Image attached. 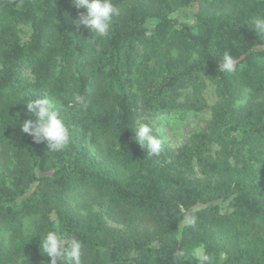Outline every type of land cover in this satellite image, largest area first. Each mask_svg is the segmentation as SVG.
I'll return each instance as SVG.
<instances>
[{
	"label": "trees",
	"instance_id": "1",
	"mask_svg": "<svg viewBox=\"0 0 264 264\" xmlns=\"http://www.w3.org/2000/svg\"><path fill=\"white\" fill-rule=\"evenodd\" d=\"M113 3L109 36L92 39L75 27L84 10L72 0H0V264H49L39 239L57 227L80 240L82 264H195L199 244L225 255L221 264H264V177L249 170L264 156V37L250 23L264 0ZM188 11L192 25L182 21ZM20 25L30 27L25 43ZM225 51L232 73L218 68ZM205 79L218 97L207 130L176 152L162 145L148 155L134 140L136 117L202 109L192 95ZM182 89H191L185 101ZM74 95L86 109L67 107ZM43 96L69 128L62 152L20 130L35 120L25 103ZM212 145L216 155L205 156ZM82 196L123 229L72 208ZM29 217L35 231L25 234Z\"/></svg>",
	"mask_w": 264,
	"mask_h": 264
},
{
	"label": "clouds",
	"instance_id": "2",
	"mask_svg": "<svg viewBox=\"0 0 264 264\" xmlns=\"http://www.w3.org/2000/svg\"><path fill=\"white\" fill-rule=\"evenodd\" d=\"M73 7L83 9L74 21L77 29L84 28L92 34V39L106 38L111 32L114 18L119 14L113 0H72ZM251 29L257 37H264V15H257L250 21ZM236 60L225 51L218 68L232 73L236 68ZM27 112L35 117L27 119L20 125L22 133L31 136L36 143H46L49 152L64 151L69 142V128L60 111L47 96L27 101ZM80 106L86 109L88 101L85 97L74 95L67 107ZM135 141L144 148L148 155H159L162 141L148 123H139L134 132ZM185 224L195 227L196 218L189 216ZM36 220L29 217L24 221L25 234L35 231ZM41 253L49 258V264H82V244L78 238L64 232L59 227L43 233L39 239ZM195 264H213V255L204 244L195 246L191 251Z\"/></svg>",
	"mask_w": 264,
	"mask_h": 264
},
{
	"label": "rangeland",
	"instance_id": "3",
	"mask_svg": "<svg viewBox=\"0 0 264 264\" xmlns=\"http://www.w3.org/2000/svg\"><path fill=\"white\" fill-rule=\"evenodd\" d=\"M182 21L188 25L193 24L191 11H188V14L182 18ZM154 22L155 21H149L146 24L149 26ZM29 35L30 27L27 25H20L18 34L20 42L25 43L28 40ZM21 74L25 80H32V75L27 69L22 70ZM136 86L137 85H135V91H137ZM190 90L182 89V95L179 97V101H185L188 93H191ZM197 98L202 99L204 103L202 109L200 110H190L183 112L179 110H170L164 113H155L151 110H145L138 117H136L135 126L137 127L139 123H148L153 128L154 134L159 139H161L162 145H165L172 151L176 152L183 148L194 135L205 132L210 125L212 109L218 102L215 85L209 80L205 79L203 88L198 93V95H192L193 100H196ZM80 132L84 134L88 151L91 155H93L94 148L90 143L89 134L81 130ZM208 148L209 151L205 153V156H215L218 148L215 145H212ZM9 168L10 170L13 169L12 159L9 162ZM190 168L196 178H201L200 165L196 161L190 163ZM249 170L257 178L264 177V156H262L257 162L249 163ZM9 181L10 178L7 179V183ZM219 206L222 212L225 211V204L220 203ZM71 207H76L81 214H86L88 212L99 214L105 224L113 230L118 231L123 229L121 225L105 216L99 207L93 205L90 202L87 196H82L77 200H72ZM51 220L56 225V218L54 215H51ZM224 260L225 255L223 254L213 255V264H221Z\"/></svg>",
	"mask_w": 264,
	"mask_h": 264
}]
</instances>
